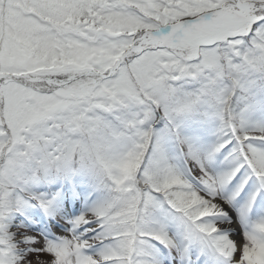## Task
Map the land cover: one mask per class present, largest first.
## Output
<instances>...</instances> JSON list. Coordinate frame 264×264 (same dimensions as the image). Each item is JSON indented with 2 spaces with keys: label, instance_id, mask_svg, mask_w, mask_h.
Returning a JSON list of instances; mask_svg holds the SVG:
<instances>
[{
  "label": "snow or ice",
  "instance_id": "6c2138e0",
  "mask_svg": "<svg viewBox=\"0 0 264 264\" xmlns=\"http://www.w3.org/2000/svg\"><path fill=\"white\" fill-rule=\"evenodd\" d=\"M0 264H264V0H0Z\"/></svg>",
  "mask_w": 264,
  "mask_h": 264
}]
</instances>
